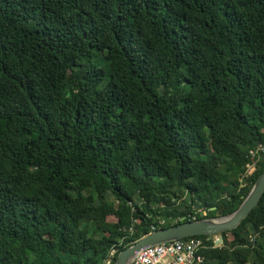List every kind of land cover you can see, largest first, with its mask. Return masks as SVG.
I'll return each instance as SVG.
<instances>
[{
    "label": "trees",
    "instance_id": "16d2710c",
    "mask_svg": "<svg viewBox=\"0 0 264 264\" xmlns=\"http://www.w3.org/2000/svg\"><path fill=\"white\" fill-rule=\"evenodd\" d=\"M263 141L264 0H0V264L229 215ZM220 235L204 264H264V195Z\"/></svg>",
    "mask_w": 264,
    "mask_h": 264
},
{
    "label": "water",
    "instance_id": "95a60500",
    "mask_svg": "<svg viewBox=\"0 0 264 264\" xmlns=\"http://www.w3.org/2000/svg\"><path fill=\"white\" fill-rule=\"evenodd\" d=\"M264 195V170L249 189L246 197L238 208L223 217L202 218L196 221L181 222L167 228L152 231L130 246L122 249L114 264H130L135 255L141 250L195 236H211L232 231L235 229L257 206Z\"/></svg>",
    "mask_w": 264,
    "mask_h": 264
},
{
    "label": "built area",
    "instance_id": "2783aa9c",
    "mask_svg": "<svg viewBox=\"0 0 264 264\" xmlns=\"http://www.w3.org/2000/svg\"><path fill=\"white\" fill-rule=\"evenodd\" d=\"M260 153L264 154V141L258 144L255 149L248 151L251 161L246 165L245 177L254 171L256 166L255 162L259 158ZM198 213L201 216L206 215L205 211L193 208V213L187 214V220L196 221ZM183 219H185V217L181 218L179 221ZM170 223H176V220H171ZM166 224L165 220L157 219L156 225L150 226V229L151 231H155L156 228ZM250 241H252V239H250ZM205 242H211L212 248H221L223 246L220 234L207 237ZM204 247L205 244L203 240L196 237L163 243L141 250L135 255L130 264H204V256L201 254ZM115 253L116 249L111 248L105 264L110 263Z\"/></svg>",
    "mask_w": 264,
    "mask_h": 264
},
{
    "label": "bare ground",
    "instance_id": "6f19581e",
    "mask_svg": "<svg viewBox=\"0 0 264 264\" xmlns=\"http://www.w3.org/2000/svg\"><path fill=\"white\" fill-rule=\"evenodd\" d=\"M185 219H183V220H181V221H184ZM188 221V220H187ZM172 226V225H171ZM152 232V231H151ZM216 235H218V234H216ZM212 236V235H211ZM196 237V236H195ZM191 238V237H190ZM185 239H187V238H185ZM181 240H183V239H181ZM133 244V243H132ZM119 253V252H118Z\"/></svg>",
    "mask_w": 264,
    "mask_h": 264
},
{
    "label": "rangeland",
    "instance_id": "374dc122",
    "mask_svg": "<svg viewBox=\"0 0 264 264\" xmlns=\"http://www.w3.org/2000/svg\"><path fill=\"white\" fill-rule=\"evenodd\" d=\"M160 229V228H159Z\"/></svg>",
    "mask_w": 264,
    "mask_h": 264
}]
</instances>
